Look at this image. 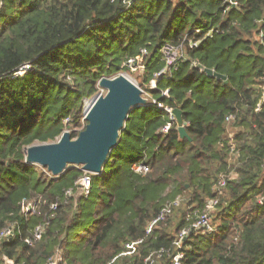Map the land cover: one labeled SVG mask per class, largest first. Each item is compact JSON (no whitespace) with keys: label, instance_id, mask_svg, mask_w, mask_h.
I'll return each mask as SVG.
<instances>
[{"label":"trees","instance_id":"16d2710c","mask_svg":"<svg viewBox=\"0 0 264 264\" xmlns=\"http://www.w3.org/2000/svg\"><path fill=\"white\" fill-rule=\"evenodd\" d=\"M185 39L200 44H187L178 70L149 89L165 66L163 44ZM142 49L138 83L151 98L128 114L102 173H90L88 194L80 166L55 176L26 162L31 145L69 130L78 137L100 79L129 70ZM153 98L182 109L191 140ZM135 163L150 171H134ZM177 196L181 203L147 233ZM215 199L214 229H191ZM28 201L34 214L22 212ZM38 225L42 238L28 244ZM8 226L14 235L0 238V264H46L56 255L67 264H148L162 249L154 264H175L178 252L180 264H264V0H3L0 234ZM139 239L138 252L120 255Z\"/></svg>","mask_w":264,"mask_h":264},{"label":"water","instance_id":"95a60500","mask_svg":"<svg viewBox=\"0 0 264 264\" xmlns=\"http://www.w3.org/2000/svg\"><path fill=\"white\" fill-rule=\"evenodd\" d=\"M3 0H0V6ZM198 67L208 76L228 82L224 75L212 69ZM99 86L107 92L95 95L92 108L85 111L88 122L78 137L72 138L70 131H64L55 142L34 144L26 149V162L46 167L53 175L60 176L67 168L80 166L85 172L101 174L111 150L118 144L120 133L130 111L137 106L148 105L140 87L123 75L115 78L102 77ZM181 138L189 137L182 109H173Z\"/></svg>","mask_w":264,"mask_h":264},{"label":"built area","instance_id":"2783aa9c","mask_svg":"<svg viewBox=\"0 0 264 264\" xmlns=\"http://www.w3.org/2000/svg\"><path fill=\"white\" fill-rule=\"evenodd\" d=\"M198 32H200L198 30ZM187 44L190 45V47H197L200 44V41H195V40H184V42L175 45L172 43H165L161 47V54H162V59L165 63V66L161 69V71L155 73L154 78L151 80L149 84V89H155L157 88V81L158 79L162 77H171L173 75V72L177 71L179 68L180 62L185 58V48ZM148 54L146 49H142L140 55L133 57L129 59L126 63L125 66L128 67L130 71L133 72H138L139 74H142L146 70V64H145V57ZM28 69H30L29 65H25L22 68V71H19L18 73L22 74L23 72H26ZM139 87V83H136ZM140 89H142L140 87ZM101 91V89H100ZM143 91V96L147 95L148 91L142 89ZM168 91H164L163 94H167ZM100 94V93H99ZM149 101V100H148ZM152 104H156L158 108H162L166 110L170 114V119L174 122L176 121L175 116L173 115V109L166 107L160 103L157 102V99H152ZM85 120V119H84ZM69 121V118L67 122ZM170 124H167L166 126L163 127V131L167 132L170 129ZM133 170L140 173V174H146L150 171V168L148 165L144 163H135L132 166ZM87 173V172H86ZM226 179L222 178L220 182V188L225 185ZM90 184H91V176L90 173H87L81 180V185L85 191L86 194L89 193L90 189ZM183 198L181 196H177L174 200L167 202L162 211L160 212L159 216L154 219L150 225L148 226L147 233H150L153 229V227L157 224L158 221L164 220L171 212L173 207L178 206ZM218 203V199L210 201L207 205L206 208L197 215L196 220H194L191 224V229L195 230H203L204 232L207 231H212L214 229L212 225V219H211V213L215 209L216 205ZM25 204V203H24ZM22 212L25 215L29 214H34L35 213V208L34 206H27L26 208H22ZM14 226H8L6 227L0 234V238L3 239H11V237L14 235ZM43 225H38L35 227V229L32 232L31 237H28L26 239V242L28 244H32V242L40 240L42 238V233H43ZM190 229L189 228H184L178 238L174 241V245L177 247H180L182 244L183 239L186 238V236L189 234ZM143 243V239H139L136 241H131L126 243V249L123 251L120 255L121 256H127V255H133L136 252H138L139 245ZM165 253V250H159L152 252L147 258H146V263L148 264H154V259L155 257H161ZM183 257V254L181 252H178L177 255L175 256V264H180V260ZM117 258H114L109 264H113L116 261ZM24 264V263H23ZM46 264H67L66 262L62 261L61 258H58V256H54L49 258V260L46 262Z\"/></svg>","mask_w":264,"mask_h":264},{"label":"rangeland","instance_id":"374dc122","mask_svg":"<svg viewBox=\"0 0 264 264\" xmlns=\"http://www.w3.org/2000/svg\"><path fill=\"white\" fill-rule=\"evenodd\" d=\"M119 75H126V76H128L130 79H132V80H134L136 83H138V75H140L138 72H133V71H130V70H125V69H122L120 72H118L115 76H113L112 78H115V77H117V76H119ZM100 87V86H99ZM101 89V88H100ZM103 91L101 90H99V92L96 94V95H98L99 93H102ZM104 93H106V91H104ZM148 93H149V91H148ZM146 97H148V98H151L150 96H148V95H145ZM148 98H146V99H148ZM88 100H91V99H86V101L84 102V106H83V110H84V112H83V114H84V116H85V111H87V104H86V102L88 101ZM231 130V129H230ZM70 131V130H69ZM71 132V131H70ZM231 132L233 133V130H231ZM231 133V134H232ZM37 167H42V166H40V165H36ZM87 173H89V172H87ZM27 206H33V202L32 201H28V202H26L25 204H24V208H26ZM213 213V212H212ZM211 213V214H212ZM211 218H212V215H211Z\"/></svg>","mask_w":264,"mask_h":264},{"label":"bare ground","instance_id":"6f19581e","mask_svg":"<svg viewBox=\"0 0 264 264\" xmlns=\"http://www.w3.org/2000/svg\"><path fill=\"white\" fill-rule=\"evenodd\" d=\"M123 76L126 77L127 79L131 80L134 84H136V82L134 80L130 79L128 76H126V75H123ZM100 88L103 91L102 94H104V91L107 92V89L102 88V87H100ZM95 100H96V98L95 99L88 100L86 102V104H87V112L92 108L93 104L95 103Z\"/></svg>","mask_w":264,"mask_h":264}]
</instances>
